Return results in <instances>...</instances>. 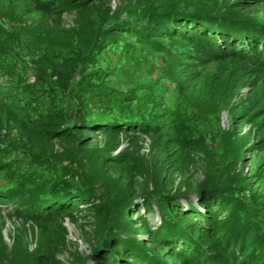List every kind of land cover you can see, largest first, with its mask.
I'll use <instances>...</instances> for the list:
<instances>
[{
  "label": "rangeland",
  "instance_id": "rangeland-1",
  "mask_svg": "<svg viewBox=\"0 0 264 264\" xmlns=\"http://www.w3.org/2000/svg\"><path fill=\"white\" fill-rule=\"evenodd\" d=\"M91 1L90 11L82 15L66 13L57 20L43 13L37 0H0V51L4 53L0 55L2 98L15 91L16 98L22 99L17 93L27 81L34 82V70L39 69L38 61H42L45 50L75 52L80 44L88 48L92 45L95 50L90 53L89 62L72 69L76 92L83 89L85 95L105 102L103 107L115 109V115H111L120 121L157 125L160 133L154 141L143 132L137 133L142 149L139 155L130 157H120L116 152L129 145L125 135L132 131L121 134V144L115 152L105 150L100 133L91 134L93 146L86 151L70 150L67 142L55 140L48 144L34 137V131L30 132L20 117L0 105V151H6L0 152L1 164L9 163L12 169L27 167L28 172L23 174L28 173L26 177L35 193L40 192L38 186L43 185L45 190L41 192L49 195L51 184L58 183L63 187L60 192H67L68 188L74 193V188L84 187L92 191V197L82 199L80 196L82 201L77 200L81 211L64 218L66 248L52 258L51 263L98 264L92 258L96 237L115 234L126 237L122 231L125 221L120 219L122 210L130 203L131 212L126 222L129 220L139 226L138 217L145 215L151 225L157 226L160 219L157 208L146 213L139 198L127 201L121 175L125 166H131L144 173L148 195L163 194L156 149L168 146L170 149L177 143H181L183 151L187 148L184 144L196 149L192 167L194 182H213L219 186L232 183L230 197L245 207L253 203L260 211L252 215L257 214L264 227V213L257 206L264 209V65H254L243 56L221 54L214 49L198 54L196 50L202 41L201 36L195 34L198 28L195 20L200 19V14L237 16L241 19L239 27H243L247 20L244 15L252 21L264 19V6L257 7L252 0ZM240 5L244 8L237 10ZM153 11L158 14L173 11L179 13L175 17L191 20H179L184 23L181 29L175 24L170 28L174 30L173 35L178 32L185 37L190 35L193 42H185L179 36L155 35L152 28L139 34L143 21L137 14ZM127 20L135 28L133 33L110 34L116 23ZM208 21L212 23L213 20ZM166 23L167 20L162 25L167 27ZM218 42L221 41L217 39ZM68 60L57 62L62 65L60 73L71 68ZM43 68L47 74H53L48 64ZM60 73L54 75L52 81L60 78ZM28 90L36 94L39 87L29 86ZM57 92L60 99L61 91ZM18 104L16 101L15 105ZM61 106L66 119L73 117L76 109L70 108L74 102L73 106L66 102ZM58 108L60 110V106ZM27 145L36 150L40 159L32 166L29 158L23 155ZM47 146L51 147L50 152L45 150ZM105 157L118 158L120 166L111 171L103 167ZM5 173L6 170L0 171V192L10 184ZM143 177L139 176L140 181ZM50 185L48 191L46 187ZM15 198L0 206V264H40L52 252L49 224L43 219L23 222L20 217L11 216L17 205L13 201ZM177 200L184 209L187 201L195 203L196 195L191 192ZM61 201L67 200L55 203L58 205ZM89 203L101 208L92 212ZM41 205L35 207H45ZM111 227L115 228L113 232L109 231ZM135 233L141 240L149 239L144 233Z\"/></svg>",
  "mask_w": 264,
  "mask_h": 264
},
{
  "label": "trees",
  "instance_id": "trees-1",
  "mask_svg": "<svg viewBox=\"0 0 264 264\" xmlns=\"http://www.w3.org/2000/svg\"><path fill=\"white\" fill-rule=\"evenodd\" d=\"M37 2L43 13L57 20L70 12L82 15L90 11L92 9L90 6L93 4L91 0H37ZM128 2L131 3L132 0ZM252 2L257 7L264 6V0H252ZM242 7L244 8V5H240L237 10H241ZM176 14L179 13L173 11L163 14L155 11L138 13L137 15L143 21L138 33L143 35L152 28L155 35L172 38L174 30L170 28L171 24L181 29L184 23L179 20L189 21L184 17V19L175 17ZM244 17L247 20L244 21L243 27H239L238 23L241 19L237 16L215 17L210 14H200V19L195 20L198 25L195 34L197 37L201 36L202 43L196 52L202 54L204 50L213 51L214 49L221 54L233 53L243 56L254 65H264V19L252 21L249 16L244 15ZM210 19L213 20V24L208 21ZM163 20H167V27L162 25ZM131 24L130 20L116 23L110 34L133 33L135 28H132ZM173 36H179L185 42H193L190 35L185 37L178 32ZM217 39L221 42L217 43ZM92 50H95L92 45L88 48V45L81 46V44L75 52L58 49L53 50L56 53L53 54L52 50H45L41 56L42 61H38L39 69L34 70L36 73L34 82L30 84L26 80L28 83L21 86V91L17 93L21 94L22 99H17L14 91L9 97L0 96V105H5L10 110L9 113L20 117L23 125L28 127L30 132L34 131L33 136L42 139L45 143L59 140L67 142L70 150L86 151L93 146L91 144L94 138L91 134L100 133L105 150L115 152L121 144V134L132 131L133 133L125 135L130 142L129 145L119 149L116 154L120 157L139 155L142 140L137 133L143 132L154 141L160 134L158 126L145 125L144 122L120 121L117 116H112L115 115V109L103 107L105 102L85 95L82 92L83 89L76 92L72 69L80 63L85 66L89 62ZM1 54L4 53L0 51ZM66 59H69L68 65L71 68L68 72L60 73L58 70L62 65L58 63H64ZM46 64L53 68V74L45 72L43 67ZM59 73L60 78L52 81L51 78ZM29 86L39 87V90L36 94H31L28 90ZM57 90L61 91L60 99H58ZM95 100L98 101L97 104ZM16 101L19 102L18 106L15 105ZM63 102L69 103V106H73L74 102V106L70 109H76V112L70 119H66V115L62 113ZM59 106L60 110H57ZM133 124L136 127H132ZM177 144L170 149L169 146L156 149L157 173L161 179L163 194L148 195L144 173L131 166H125V172L121 175L126 187L127 201L139 198L146 213L153 212L156 207L160 217L159 224L151 225L145 215L138 217L139 226L129 220L126 222L132 206L131 203L128 204L122 210L123 217L120 219L125 221L122 231L126 237L119 234L108 235L105 238L96 237L93 260L98 264H264V227L261 223L263 220L259 221L257 214L252 215L253 212L260 210L253 206V203L247 208L230 197L232 183L219 186L213 182L206 184L194 182L192 167L195 164L193 157L196 149L184 144L187 148L183 151L179 145L181 143ZM45 150L50 152L51 147L47 146ZM26 151L23 155L32 162L31 166L40 161L32 146L27 145ZM0 152L6 151L1 149ZM118 160V158L105 157L102 160V166L111 171L116 166H120ZM10 166L6 162L0 163V171H7L5 174L10 183L5 191L0 192V206L2 202L11 200L15 196L13 201H16L17 205L11 211V216L16 215L23 222L36 219L48 222L52 252L50 256L43 258L40 264H52L51 259L56 258L66 248L67 231L63 222L64 218H70L74 213L81 211L77 200L82 201L86 196L92 197V191L89 187L74 188V193L78 194L73 196L74 193L68 191V188H66L67 192H60L63 187L58 183L51 184L52 187L51 185L46 187L48 191L51 187L49 195L44 193L45 191L41 192L45 190L43 185L38 186L40 192L35 193L30 188L33 185H29V177H26L28 173L23 174L28 172L27 167L12 169ZM139 176L144 180L140 181ZM191 192L196 195L195 205L187 201L184 210L177 197L184 198ZM80 196L83 198L81 199ZM63 199L67 201H61L58 205L55 203ZM52 203L53 209L49 210ZM40 205L45 207H35ZM89 206L92 212L100 207L94 203H89ZM257 206L261 207L264 213L263 207ZM114 229L111 227L109 231L113 232ZM135 232L144 233L149 239L141 240L136 237Z\"/></svg>",
  "mask_w": 264,
  "mask_h": 264
}]
</instances>
